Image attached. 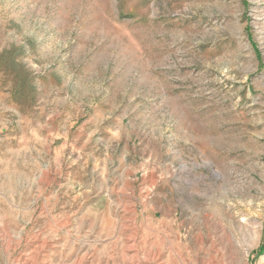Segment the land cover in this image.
Here are the masks:
<instances>
[{
  "label": "rangeland",
  "instance_id": "374dc122",
  "mask_svg": "<svg viewBox=\"0 0 264 264\" xmlns=\"http://www.w3.org/2000/svg\"><path fill=\"white\" fill-rule=\"evenodd\" d=\"M0 264H264V0H0Z\"/></svg>",
  "mask_w": 264,
  "mask_h": 264
}]
</instances>
